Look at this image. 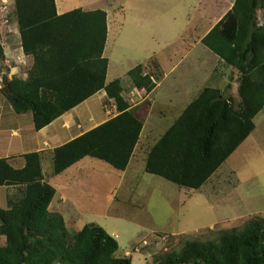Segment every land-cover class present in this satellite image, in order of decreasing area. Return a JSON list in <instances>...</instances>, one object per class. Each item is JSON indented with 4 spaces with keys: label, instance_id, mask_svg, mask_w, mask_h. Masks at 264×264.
I'll return each instance as SVG.
<instances>
[{
    "label": "trees",
    "instance_id": "1",
    "mask_svg": "<svg viewBox=\"0 0 264 264\" xmlns=\"http://www.w3.org/2000/svg\"><path fill=\"white\" fill-rule=\"evenodd\" d=\"M22 47L34 57L28 77H5L3 93L17 113L32 112L40 129L74 108L96 91L106 90L118 113L109 120L54 149V174L80 160H103L124 171L144 127L136 107L124 98V79L106 81L109 59L104 56L108 13L75 8L58 14L56 0H15ZM264 0H235L233 8L202 39V43L240 74L237 108L217 88H206L154 144L146 171L180 186L200 189L255 128L264 108V24L258 10ZM4 48L0 34V62ZM145 66L129 76L139 89L156 87ZM25 165L14 167L0 157V186L20 191L8 206L0 204V264H132L117 258L119 243L106 229L88 223L71 234L62 215L50 210L55 189L43 183L42 156L23 155ZM240 264H264V218L253 216L244 225L223 231L217 240L188 241L189 256L163 257L162 264H219L217 254L235 257ZM160 263V264H161Z\"/></svg>",
    "mask_w": 264,
    "mask_h": 264
},
{
    "label": "rangeland",
    "instance_id": "2",
    "mask_svg": "<svg viewBox=\"0 0 264 264\" xmlns=\"http://www.w3.org/2000/svg\"><path fill=\"white\" fill-rule=\"evenodd\" d=\"M91 2H98L100 8L106 7L111 13L109 22H113L112 36L106 52L110 58V78L121 77L129 82V70L153 55L149 59L150 68L145 66V71L149 74L152 71L156 86L159 82L160 86L155 92L151 113V99L145 97L144 91L133 94V88L127 90L129 100L137 98L135 102L138 105L134 107L148 124L133 160V165L142 164V168L136 170L125 183L122 182L124 186H119L120 171L103 160L87 157L80 164L84 170L55 176L60 179L56 180L58 187L63 184L61 191L68 194L51 210L63 215L71 234L88 223L104 227L119 243L117 258L130 256L132 264H160L164 256L172 253L189 256L191 249L188 241L217 240L223 231L241 228L255 215L264 218L263 113L255 118L259 132L253 154L245 156L243 153L246 151L240 149L238 157L241 154L243 157L234 163V158L228 159L219 170L227 171L230 163L232 166L239 164L242 184L236 190L235 175L226 172L213 175L200 189H191L143 171L156 139L164 135L185 109L180 102L175 107L170 103L169 95L174 93V88L172 80L166 78L167 71H164L168 70L170 63L163 64L164 70L158 66V57H162L166 51L176 52L174 56L172 54L175 62L186 54H193L185 63L187 66L193 60L199 62L200 56L205 55L204 68L213 70V74L210 73L213 84L222 88L223 96L235 107L240 106V74L229 66L224 68L226 64L221 60L219 63L218 56L201 43L202 38L233 8L235 0H68L66 6L70 11L88 6ZM257 14L258 22L264 24V8L261 7ZM15 17V0H0V19L10 23ZM183 40L184 49L181 50ZM168 55L169 52L165 53V56ZM179 69H183V66ZM6 70L0 63V94H4ZM225 76L229 82L233 77L230 89L224 82ZM134 91L137 90L134 88ZM105 105L104 110L113 108L111 101H105ZM116 114V108H113L110 116ZM88 169L92 173L87 179L83 172ZM45 170L49 178L55 175L53 166L47 162ZM4 189L0 188V204L7 207L8 200L16 199L20 191L8 185ZM144 241L147 243L144 244ZM5 243L6 237L0 235V246ZM217 259L219 264H240L241 248L238 242L235 243L233 259L223 254H217Z\"/></svg>",
    "mask_w": 264,
    "mask_h": 264
},
{
    "label": "crops",
    "instance_id": "3",
    "mask_svg": "<svg viewBox=\"0 0 264 264\" xmlns=\"http://www.w3.org/2000/svg\"><path fill=\"white\" fill-rule=\"evenodd\" d=\"M67 2H68V0H63V1L62 0H56L58 14H64L66 12H69L68 7L66 6ZM98 5H99L98 2H94V4H92V2H91L90 4H88V6H81L78 8H82V9L88 10V11L89 10L102 9V10L107 11V13H108V38H107V42H106L104 56L109 59L107 76H106V81H107V83H109V82L113 81V78H110L111 77L110 76V68H111L110 58L107 56L106 52H107V48L109 46V42H110L111 36H112L111 31H112V23L113 22L112 23L109 22L110 15H111V13L109 12V9H107L106 7L100 8ZM0 34H1V43H2V46L4 48V56H5L4 60L1 61L0 63H3L4 67L7 68L5 77L6 78L17 77V78H21V79H26L28 77L29 70L32 68V66L34 64V57L30 54H26L23 47H22L21 33H20V27H19L17 16L14 18V21H12L10 23H6L0 19ZM201 43H202V40H201ZM181 46H182L181 50H183L184 49V40L181 41ZM168 52H169V55L165 56V53H168ZM165 53L162 57H160V56L158 57L159 58L158 66L160 65L159 66L160 69L162 68L164 70L163 64L164 63H167V64L170 63L168 70H166V69L164 70V71H167L166 78H170V80H172L171 85L174 88V93L170 94L169 98H170V103L174 105L173 107H175V105H178L180 103H182V107L185 105V109L181 112L180 116L184 113V111L187 109V107L195 99H197L201 95V93L206 88L222 89V88H219L218 86H216L215 84H213V82H214L213 76H212L213 70L211 69L212 71H210V68H208V69L204 68V66H206L205 61H204L206 58L205 55H201L200 58L197 60L200 63L196 62V60H193V62H190V64L187 66V64H185V63L188 62L187 59H189L193 54H191V53L186 54V55H184V58L179 59L177 62H175L173 59V56L176 52L166 51ZM172 54H173V56H172ZM215 55H217V54H215ZM218 58H219V61H218L219 63L221 61L225 63V61L223 59H221L219 56H218ZM149 59H147L144 63H141V64H143L144 66H149ZM19 60L21 61V64H20ZM5 63L8 66H6ZM225 64L226 65L224 66V68H228L227 66L233 68L232 66L228 65L227 63H225ZM181 66H183V69H179ZM149 68H150V66H149ZM216 68H217V66L214 68V71L216 70ZM202 72H206L205 75L200 74ZM150 73L153 74L152 71ZM210 73H212V74H210ZM128 77H129V82L126 81V79H125L126 82H124V90L122 92V95L124 96L125 99H127L131 103V106L134 107V106L138 105L135 102V100L137 98L132 97L131 100H129V98H128L129 95L127 93L128 88H133L132 89L133 94H135V92L140 94L141 90L144 91L145 97L146 98L149 97L151 99V102H150V113H151L153 110L152 109L153 108V102L155 101L154 95H155L156 90L160 86V82L157 83V86L152 91H147V89L143 90L144 88L143 89L137 88L134 85L129 74H128ZM119 78H121V77H119ZM231 81H233V77H231ZM231 81L229 82L228 77L225 76L224 82L227 84V88H229V89L232 87ZM133 86H135V87H133ZM134 88L137 91H134ZM1 94H0V157L8 158L9 162L14 167L21 168L25 165V159L23 157L24 154H26L28 152H33V151H38L41 153L42 167H43V173H44L43 183L49 184L56 191L55 196H54V198L51 202V205H50V210H51L52 207L54 206V204L55 203H61V199L66 198L68 193H67V191H65V192L61 191V187L63 184L61 185L60 188L58 187L59 183L56 180H60V179L55 177L57 174H55L52 178H49L47 176V173L45 172L46 171L45 170L46 162L49 163L51 166H53L54 149L56 147L74 139L75 137L85 133L86 131H89L90 129H92V128L102 124L103 122L109 120L111 117H113V116H110V113L113 110V108H116V113H118V109H117V105L115 103V100L113 98L108 97L106 90L101 89L99 91L94 92L89 97L85 98L82 102L77 104L74 108H72L68 112H65L61 116L54 119L48 125L40 128V129H36V127L34 125L32 112L17 113L14 110V108L12 107V105L8 102L6 96L4 94H2V95ZM105 101H111L113 108H111L110 111L108 109L104 110V107L106 106ZM95 104H96V106H95ZM260 113L264 114V108L255 116V118ZM162 115H163V112H162ZM178 118H176L175 121ZM255 118H254L255 128L248 135V137L240 144V146L229 156L228 159L234 158V159H232V163H234L237 159L242 158L243 154L245 156H249V155L253 154V146L256 144L257 139H258L256 137V134L259 132L258 131L259 125L257 122H255ZM174 122L171 124V126L174 124ZM147 126H148L147 121L144 120V127H143V130H142L141 135H140V140L135 147V150H134L133 156L131 158L130 164L128 165V167L124 171H120L122 175L120 178L119 186H124V185H122V182L125 183V181L127 179L131 178V175H134V172L136 170L139 171V168H142V164L139 166L133 165V160H134V157H136V155H137V151H138L139 146L141 144L140 142L142 140V136L145 134V130H146ZM171 126H169V128ZM169 128H167L166 131ZM166 131L164 132V134L166 133ZM151 134H152V132H151ZM158 140L156 139V142ZM240 149L245 150L246 153H243V154H241V156L238 157V153H241ZM147 158H148V156H147ZM84 160H85V158L80 160L79 162L75 163L74 165L69 167L67 170H65L62 173L63 176H66L67 174H70L71 172L74 173L75 170H81V169L84 170V168L80 167V164H82V162ZM230 162H231V160H230ZM238 162H239V160H238ZM223 164L217 169V171L213 175H215V174L221 175V173H225V172L228 175L234 174L235 175L234 181L236 182L234 189L235 190L238 189L240 187V185L242 184V179H241L242 177H241L240 172H239L240 171L239 170L240 169L239 164H234L232 166V164L230 163L229 169L227 171L223 170L221 172L219 170L223 166ZM144 170L146 171V166H144L143 171ZM105 171H106V169H105ZM80 172H82V171H80ZM83 173L86 175V177L88 179V177L91 175L92 171H90L88 169V171H84ZM58 175H61V174H58ZM212 176H211V178H212ZM65 182L66 181H64V186H66ZM5 187H7V185L0 186V188H3V189ZM11 187L15 188V186H11ZM133 187H130V188H133ZM2 195H3V191H2ZM6 205L8 206V203ZM51 211H53V210H51ZM64 220H66V219H64ZM66 224H67V221H66ZM83 226L80 229H82ZM130 259H131V257H130ZM131 261H132V259H131Z\"/></svg>",
    "mask_w": 264,
    "mask_h": 264
},
{
    "label": "water",
    "instance_id": "4",
    "mask_svg": "<svg viewBox=\"0 0 264 264\" xmlns=\"http://www.w3.org/2000/svg\"><path fill=\"white\" fill-rule=\"evenodd\" d=\"M3 89H4L5 92L9 91V87L8 86L4 87Z\"/></svg>",
    "mask_w": 264,
    "mask_h": 264
},
{
    "label": "built area",
    "instance_id": "5",
    "mask_svg": "<svg viewBox=\"0 0 264 264\" xmlns=\"http://www.w3.org/2000/svg\"><path fill=\"white\" fill-rule=\"evenodd\" d=\"M147 243L146 241H144V244Z\"/></svg>",
    "mask_w": 264,
    "mask_h": 264
}]
</instances>
